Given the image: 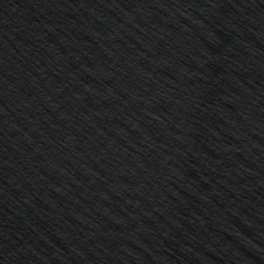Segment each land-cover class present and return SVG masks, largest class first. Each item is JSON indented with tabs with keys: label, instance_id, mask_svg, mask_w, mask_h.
I'll return each mask as SVG.
<instances>
[{
	"label": "water",
	"instance_id": "water-1",
	"mask_svg": "<svg viewBox=\"0 0 264 264\" xmlns=\"http://www.w3.org/2000/svg\"><path fill=\"white\" fill-rule=\"evenodd\" d=\"M0 264H264V0H0Z\"/></svg>",
	"mask_w": 264,
	"mask_h": 264
}]
</instances>
